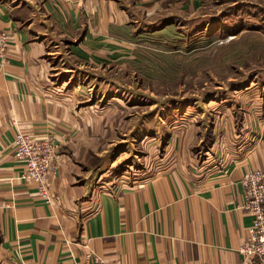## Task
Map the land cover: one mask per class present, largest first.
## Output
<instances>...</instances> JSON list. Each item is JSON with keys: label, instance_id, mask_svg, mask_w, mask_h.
I'll return each mask as SVG.
<instances>
[{"label": "crops", "instance_id": "crops-1", "mask_svg": "<svg viewBox=\"0 0 264 264\" xmlns=\"http://www.w3.org/2000/svg\"><path fill=\"white\" fill-rule=\"evenodd\" d=\"M144 2L0 0V27L13 35L9 62L0 67V255L12 264L83 263L91 254L108 264L245 262L240 248L252 217L241 179L264 169L263 139L235 148L212 168L208 160L196 166L182 147L175 163L156 174L105 185L91 203L81 200L102 169L88 165L81 178L83 165L65 148L99 136V122L94 109H77L84 89L73 77L134 41L125 32L140 23L136 11ZM18 131L66 144L49 172L50 202L21 178Z\"/></svg>", "mask_w": 264, "mask_h": 264}, {"label": "rangeland", "instance_id": "rangeland-1", "mask_svg": "<svg viewBox=\"0 0 264 264\" xmlns=\"http://www.w3.org/2000/svg\"><path fill=\"white\" fill-rule=\"evenodd\" d=\"M139 7L140 23L125 32L134 41L73 77L84 89L77 109H94L99 136L67 148L56 142L83 165L81 178L88 165L102 169L85 202L105 185L174 164L182 147L196 166L208 160L212 168L235 148L264 140V0H146ZM0 264L12 261L0 255Z\"/></svg>", "mask_w": 264, "mask_h": 264}, {"label": "built area", "instance_id": "built-area-1", "mask_svg": "<svg viewBox=\"0 0 264 264\" xmlns=\"http://www.w3.org/2000/svg\"><path fill=\"white\" fill-rule=\"evenodd\" d=\"M13 40L10 31L0 27V67L9 62V47ZM15 156L23 166L21 178L31 181L38 192L50 202L48 177L54 159L58 157L59 145L53 135L38 138L25 131H18L14 141ZM241 183L245 189V207L250 211L252 225L247 241L240 248L243 264H252L258 259L264 264V169H253L244 173ZM71 264H108L107 261L91 254L85 262L74 260ZM116 264H122L119 261Z\"/></svg>", "mask_w": 264, "mask_h": 264}]
</instances>
